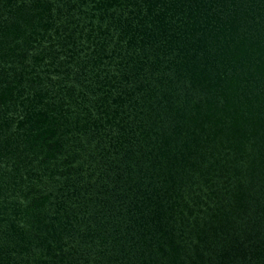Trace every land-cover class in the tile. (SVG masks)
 Masks as SVG:
<instances>
[{
    "label": "water",
    "instance_id": "obj_1",
    "mask_svg": "<svg viewBox=\"0 0 264 264\" xmlns=\"http://www.w3.org/2000/svg\"><path fill=\"white\" fill-rule=\"evenodd\" d=\"M133 130L156 264L206 263L264 197V0H0V264L66 262L43 191Z\"/></svg>",
    "mask_w": 264,
    "mask_h": 264
},
{
    "label": "flooded vegetation",
    "instance_id": "obj_2",
    "mask_svg": "<svg viewBox=\"0 0 264 264\" xmlns=\"http://www.w3.org/2000/svg\"><path fill=\"white\" fill-rule=\"evenodd\" d=\"M155 80V74L148 71L139 73L129 85L147 83V91L153 89ZM135 114V118L134 114L125 118L127 130L139 123V112ZM135 135L136 131H127V138L117 146L115 139L81 143L72 171L43 191L52 192L46 212L58 211L70 239L66 262L56 264L161 262L159 234L147 221L151 206L146 196L158 182L150 177ZM257 203L245 218L232 220L224 238L203 250L207 264H264V197ZM187 259L183 251L180 260Z\"/></svg>",
    "mask_w": 264,
    "mask_h": 264
}]
</instances>
